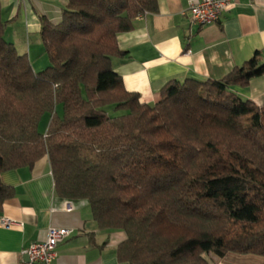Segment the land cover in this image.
Here are the masks:
<instances>
[{
  "label": "trees",
  "instance_id": "16d2710c",
  "mask_svg": "<svg viewBox=\"0 0 264 264\" xmlns=\"http://www.w3.org/2000/svg\"><path fill=\"white\" fill-rule=\"evenodd\" d=\"M156 1L67 0L59 23L39 16L40 71L6 37L0 6V176L47 156L59 197L125 233L120 262L264 256V105L233 90L264 76V59L256 51L220 80H169L157 103L140 102L112 59L118 34ZM12 195L0 177V210Z\"/></svg>",
  "mask_w": 264,
  "mask_h": 264
},
{
  "label": "crops",
  "instance_id": "0c3cea01",
  "mask_svg": "<svg viewBox=\"0 0 264 264\" xmlns=\"http://www.w3.org/2000/svg\"><path fill=\"white\" fill-rule=\"evenodd\" d=\"M189 1L157 0L156 11L138 15L132 29L117 36L123 55L112 59L113 69L142 103H157L169 80H220L256 51L264 59V0H229L218 21L205 26L190 24L185 13ZM66 2L0 0L6 37L16 49L20 34L40 39L39 16L59 23ZM30 47L28 52L18 51L31 59ZM233 90L242 99L264 105V76L252 77L247 86ZM0 177L13 190L0 217L16 222L10 228L0 226V264H25L22 251L44 241L51 227L71 230L57 246L51 264H129L120 262L116 254L126 238L123 231L99 228L86 200L57 195L47 156L30 169L4 171ZM205 258L209 264H264V256L256 254L210 253Z\"/></svg>",
  "mask_w": 264,
  "mask_h": 264
},
{
  "label": "built area",
  "instance_id": "2783aa9c",
  "mask_svg": "<svg viewBox=\"0 0 264 264\" xmlns=\"http://www.w3.org/2000/svg\"><path fill=\"white\" fill-rule=\"evenodd\" d=\"M228 4L229 0H190L185 13L190 24L205 26L218 21L221 12ZM14 224H16L14 220L0 217L2 227L10 228ZM70 233L71 230L66 228H49L44 241L33 242L22 251L28 257L25 264H51L57 257V246Z\"/></svg>",
  "mask_w": 264,
  "mask_h": 264
},
{
  "label": "rangeland",
  "instance_id": "374dc122",
  "mask_svg": "<svg viewBox=\"0 0 264 264\" xmlns=\"http://www.w3.org/2000/svg\"><path fill=\"white\" fill-rule=\"evenodd\" d=\"M21 36L23 37L22 34H20V37L18 36V38L20 39V42L18 40V42L16 44L17 50L28 52L29 45H30L31 46L30 47V50H31L30 61L32 63L33 69L35 71H40V70L44 69L45 67H47L49 65V60L47 58V55H45V53L43 52V48H42L41 41H40L39 37L38 36L36 37L34 35H29V36H27V37L25 36V38L23 37V39H21ZM27 41H28V43H26ZM22 43H24L25 46ZM57 111H58V114L61 115L60 107L57 109ZM106 111L111 116L122 115L123 113H125L122 110L115 111L108 106L106 107ZM48 121H49V114L46 113L42 116V118L40 120V124H39V130L40 131L45 132V130L47 128ZM211 255H214V254H211Z\"/></svg>",
  "mask_w": 264,
  "mask_h": 264
},
{
  "label": "water",
  "instance_id": "95a60500",
  "mask_svg": "<svg viewBox=\"0 0 264 264\" xmlns=\"http://www.w3.org/2000/svg\"><path fill=\"white\" fill-rule=\"evenodd\" d=\"M26 256V255H25ZM27 257V256H26ZM28 261V257H27V259H26V262Z\"/></svg>",
  "mask_w": 264,
  "mask_h": 264
}]
</instances>
